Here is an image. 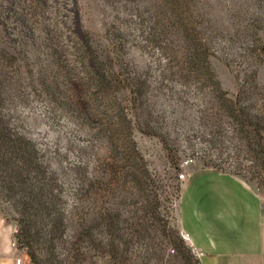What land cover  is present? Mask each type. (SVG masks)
Here are the masks:
<instances>
[{
	"label": "rangeland",
	"instance_id": "1",
	"mask_svg": "<svg viewBox=\"0 0 264 264\" xmlns=\"http://www.w3.org/2000/svg\"><path fill=\"white\" fill-rule=\"evenodd\" d=\"M191 168L264 196V0H0V213L29 264H200Z\"/></svg>",
	"mask_w": 264,
	"mask_h": 264
},
{
	"label": "crops",
	"instance_id": "2",
	"mask_svg": "<svg viewBox=\"0 0 264 264\" xmlns=\"http://www.w3.org/2000/svg\"><path fill=\"white\" fill-rule=\"evenodd\" d=\"M178 203L179 225L200 264H264V196L236 175L191 168ZM29 264L13 245V227L0 213V264Z\"/></svg>",
	"mask_w": 264,
	"mask_h": 264
},
{
	"label": "built area",
	"instance_id": "3",
	"mask_svg": "<svg viewBox=\"0 0 264 264\" xmlns=\"http://www.w3.org/2000/svg\"><path fill=\"white\" fill-rule=\"evenodd\" d=\"M189 162H191V159H186V160L183 162V164H184V165H187ZM178 176H179V178H180L181 180H184V179H186L187 174H186L184 171H182V172H179V173H178ZM184 236L190 239L189 235H188L187 233H185V232H184ZM13 245L15 246L14 239H13ZM15 262H16L17 264H22V258H21L20 256L16 257V258H15Z\"/></svg>",
	"mask_w": 264,
	"mask_h": 264
},
{
	"label": "trees",
	"instance_id": "4",
	"mask_svg": "<svg viewBox=\"0 0 264 264\" xmlns=\"http://www.w3.org/2000/svg\"><path fill=\"white\" fill-rule=\"evenodd\" d=\"M13 239H14V242H15V247L18 248L20 246L21 240L19 238V235H18L17 231H15V233L13 234ZM28 253L30 254L31 257L34 256L32 251L29 250Z\"/></svg>",
	"mask_w": 264,
	"mask_h": 264
}]
</instances>
